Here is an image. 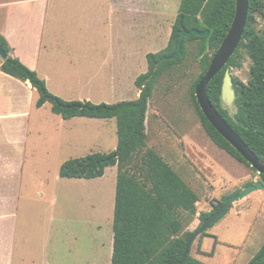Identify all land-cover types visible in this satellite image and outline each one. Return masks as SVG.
I'll use <instances>...</instances> for the list:
<instances>
[{"label": "rangeland", "instance_id": "obj_1", "mask_svg": "<svg viewBox=\"0 0 264 264\" xmlns=\"http://www.w3.org/2000/svg\"><path fill=\"white\" fill-rule=\"evenodd\" d=\"M181 1L85 0L83 6L79 5L84 13H77L78 21L84 22L83 42L86 38L89 46H94L93 37H99L103 38L100 42L95 40L99 48L121 49L133 60L126 67L129 81H134L149 71L147 56L167 48ZM261 2L264 4V0ZM262 13L264 6L258 7L252 22L258 30L264 24ZM72 27L77 32L81 30L77 25ZM83 47H88L87 43ZM189 49L183 65L166 70L157 80L149 104L147 133L149 147L171 164L200 197L196 220L187 229L193 232L201 224V213L211 212L226 197L259 182L260 175L244 163L236 169L237 162L230 161L231 156L220 151L207 135L192 96L202 69L195 49L192 46ZM71 53L73 58L79 56L75 47ZM240 62L242 67L233 68L231 73L247 83L252 62L245 52L241 53ZM79 64L80 70L69 81H85V75L90 73L92 64L84 65L83 61ZM110 94L111 91L105 90L98 96ZM126 98L136 100L133 94ZM49 105L51 109L52 104ZM44 118L36 124L44 128L24 135L26 189L17 203L20 218L17 253L37 256L38 261L16 259L15 264H111L118 168H108L98 180L62 179L60 170L69 160L114 152L118 146L117 123ZM207 233L216 235L219 244L215 248L214 238L207 243L208 238L202 242L198 238L192 248L193 257L206 264H248L264 243V190L236 202L229 214ZM200 251L213 252L214 256L202 255Z\"/></svg>", "mask_w": 264, "mask_h": 264}, {"label": "trees", "instance_id": "obj_2", "mask_svg": "<svg viewBox=\"0 0 264 264\" xmlns=\"http://www.w3.org/2000/svg\"><path fill=\"white\" fill-rule=\"evenodd\" d=\"M261 1L250 0L243 39L227 67L210 83L208 93L220 114L264 161V24L259 30L252 26L258 7L264 6ZM235 8L236 0H182L167 48L147 56L150 69L136 80V86L141 91L139 98L115 104L65 101L53 95L46 82L35 71L12 56L10 45L0 34V46L8 55L6 60L0 56V69L12 77L32 84L40 94L38 108L51 103L53 113L65 120L83 117L115 120L117 123L118 146L114 152L94 153L72 159L64 163L60 170L62 178L92 180L104 177L110 167L118 168L111 264H181L190 237L206 219L225 206L228 198L215 205L211 212L200 214L201 224L197 230L187 231L196 220L200 197L172 165L148 145V110L157 80L166 70L185 63L189 57V46L195 49V57L202 69L200 77L193 85L192 96L207 135L218 148L251 168L207 120L195 93L196 86L208 71L233 23ZM262 15L264 21V13ZM183 29L210 31V35L186 37L183 40L182 54L176 60L165 62L156 69L161 59L176 53ZM242 52L251 60L252 68L247 83L233 77L238 111L231 116L221 105L222 85L227 69L242 67ZM260 182L264 183V175H260ZM239 193L241 191L233 195ZM228 213L220 217L211 229ZM207 232L199 237L200 242L205 238H214L216 248L219 244L218 237ZM193 245L184 264H206L192 256ZM200 254L214 256L213 252L200 251ZM248 264H264V243Z\"/></svg>", "mask_w": 264, "mask_h": 264}, {"label": "crops", "instance_id": "obj_3", "mask_svg": "<svg viewBox=\"0 0 264 264\" xmlns=\"http://www.w3.org/2000/svg\"><path fill=\"white\" fill-rule=\"evenodd\" d=\"M84 4L85 0H0V34L10 45L12 56L35 71L46 82L48 90L66 101L118 103L132 100L126 98L132 94L133 99H138L141 91L136 87L137 79L129 81L131 77L126 67L133 60L130 61L119 48H99L95 40L100 42L103 38L93 37L94 46H89L86 38L83 42L84 22L78 21L77 13H84L79 6ZM72 25L81 30L77 32ZM86 43L88 47H83ZM74 47L79 55L76 58L71 53ZM82 61L84 65L92 64L85 81H69V77L80 70ZM105 90L111 91L110 97L98 96ZM39 99V92L30 82L0 69V264H15L16 259L20 262L38 261L37 256L22 255L16 250L20 221L17 203L26 189L23 171L27 142L24 135L44 128L42 124L36 125L43 122L44 116L48 120L61 117L53 113L52 105L51 109L48 108L49 103L38 108ZM79 118L83 117L73 119ZM229 160L238 163L236 169L244 165L233 157Z\"/></svg>", "mask_w": 264, "mask_h": 264}, {"label": "water", "instance_id": "obj_4", "mask_svg": "<svg viewBox=\"0 0 264 264\" xmlns=\"http://www.w3.org/2000/svg\"><path fill=\"white\" fill-rule=\"evenodd\" d=\"M250 0H236L235 16L233 23L223 41L220 45L218 51L214 55L208 71L202 76L200 82L196 86V99L200 106L201 111L215 128V130L251 165V168L257 171L259 175H264V161L260 159L255 152L245 143L242 137L232 128L228 121L220 114L219 110L212 103L208 93V87L214 78L223 71L230 59L235 55L239 44L243 39L245 29L247 27L248 16H249V4ZM192 35H197L200 37L209 36L210 31H199L192 30L188 31L183 29L180 32L178 49L176 53L172 56L164 57L161 59L157 65L158 69L163 63L168 61L176 60L181 54L183 49V40L186 37ZM0 56L3 60H6L8 55L0 46ZM233 75L231 70L227 69L225 72V77L222 85L221 93V105L226 108L230 115L233 116L238 107L236 106V89L233 81ZM264 190V183L256 182L255 184L247 186L241 193L233 195L227 198L225 206L218 212L212 214L208 219H206L201 227L193 233L187 244V248L183 257L181 264H184L193 243L205 232H207L212 225L223 215H225L231 207L252 193Z\"/></svg>", "mask_w": 264, "mask_h": 264}]
</instances>
